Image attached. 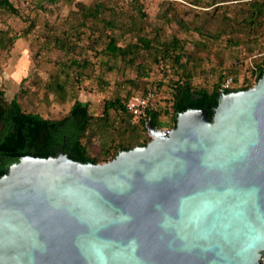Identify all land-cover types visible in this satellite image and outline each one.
<instances>
[{
    "label": "water",
    "instance_id": "water-1",
    "mask_svg": "<svg viewBox=\"0 0 264 264\" xmlns=\"http://www.w3.org/2000/svg\"><path fill=\"white\" fill-rule=\"evenodd\" d=\"M149 130L104 162L13 163L0 177V264H263L264 72L225 92L212 119L190 108Z\"/></svg>",
    "mask_w": 264,
    "mask_h": 264
},
{
    "label": "trees",
    "instance_id": "trees-1",
    "mask_svg": "<svg viewBox=\"0 0 264 264\" xmlns=\"http://www.w3.org/2000/svg\"><path fill=\"white\" fill-rule=\"evenodd\" d=\"M61 1L32 0V3L37 9L53 12ZM67 2L75 7L70 12L71 18L66 19L61 29L52 27L43 41L46 50L57 49L64 56L56 62L57 70L42 84L47 100L53 94L55 101L72 102V105L58 117H45L40 112L25 110L19 93L8 99L5 89L1 88L0 121L4 126L0 135V177L26 155L50 157L69 153L75 160L97 163L114 158L121 150L146 145L151 137L144 119L135 117L126 108V102L133 95L143 96L153 91L155 97L148 109L150 123L161 128H173L178 114L190 108L206 109L212 119L225 92L250 88L264 72V51H259L255 66L238 87L221 90V83L228 75L235 77L233 70L222 71L211 88L195 85L194 77L203 58L194 50H188L191 41L196 49H208L209 42L226 36L225 47L237 49L243 45L253 53L260 48V38L264 36V0H193L194 5L211 11L208 18L193 26L176 12L162 13L164 20L176 21L183 31L199 33V40H188L178 35L162 39L158 28L150 34L146 23L148 13L141 0H128L129 14L111 0ZM233 3H240V6L231 9ZM0 9L29 22V26L20 33L11 34L10 30L0 29V48L9 50L19 37L29 34L35 20L26 17L12 0H0ZM143 53H147L152 63L164 68V77L168 79L172 92L171 110L158 107L155 88L144 87L140 93L127 89L125 81L131 82L135 90H140L137 78L117 80V92L104 100L100 113L93 110L91 102L79 98L85 79L93 78L96 65L100 66L102 74L95 75V79L103 87L110 85L103 76L116 68L121 69V75L134 69L137 77H147L151 66L140 61ZM164 115H170V119L163 120ZM96 136L98 148L92 143Z\"/></svg>",
    "mask_w": 264,
    "mask_h": 264
},
{
    "label": "rangeland",
    "instance_id": "rangeland-1",
    "mask_svg": "<svg viewBox=\"0 0 264 264\" xmlns=\"http://www.w3.org/2000/svg\"><path fill=\"white\" fill-rule=\"evenodd\" d=\"M26 17L35 20L34 27L26 36L19 37L14 46L9 50L0 48V89H5L8 99L13 98L17 93L20 94V102L27 111L42 113L45 117H58L66 113L72 102L55 101L53 94L46 99L45 89L42 82L48 80L51 73L57 70V61L63 58L64 53L57 50H46L43 44L45 36L49 35L52 27L61 29L66 19L71 18L72 6L67 0H62L58 7H54L53 12H46L37 9L32 0H12ZM86 3H92L94 0H82ZM109 1V0H108ZM119 8L131 12L127 2L128 0H111ZM144 3L148 17L146 19L147 29L150 34L155 29H159L162 39L171 38L178 35L188 40H199L201 36L194 30L183 31L176 21H166L161 16L163 12H176L179 17L187 20L191 26L203 22L208 18L210 10L193 4V0H141ZM240 3L231 4V9H236ZM200 14V17H195ZM232 14V12L230 13ZM196 18V21H194ZM195 22V23H194ZM212 24V23H211ZM29 26L22 17L16 16L0 9V29L10 30L11 34L20 33L24 28ZM225 37L215 42H209L208 49H196L195 44L191 41L188 44V50L201 56L203 61L201 67L194 77L195 85H203L211 88L219 79L224 70H233L236 80L235 86L238 87L242 80L250 74L251 69L255 66L256 55L259 51H264V36L260 38V48L253 53H249L246 46L241 45L237 49L225 47ZM144 61L151 66L147 77H137L134 69L128 70L126 75H121V69H115L103 77L110 81L109 86H101L95 79V75L102 74L99 65L93 70V78H86L84 89L80 91L79 98L82 101L92 103V108L97 113L103 110L104 100L115 95L118 88L116 81L119 79L137 78L140 90H135L131 82L123 81L127 84V89L133 93H140L144 87L155 88L158 92V107L168 108L171 110L172 92L168 85V79L164 77V68L152 63L147 53H143ZM94 60V58H93ZM234 76V75H233ZM163 81L161 85L158 83ZM126 90V89H125ZM124 93V92H122ZM170 115H164L163 120L168 121ZM165 128V127H162ZM93 145L98 148L99 139L94 137ZM264 255V254H263Z\"/></svg>",
    "mask_w": 264,
    "mask_h": 264
},
{
    "label": "built area",
    "instance_id": "built-area-1",
    "mask_svg": "<svg viewBox=\"0 0 264 264\" xmlns=\"http://www.w3.org/2000/svg\"><path fill=\"white\" fill-rule=\"evenodd\" d=\"M235 83H236L235 77L233 75H228L221 83V90L225 91L228 89H233L236 87ZM154 97H155V93L153 91H149L146 95H143V96L133 95L126 102V108L132 115H134L135 117L144 119L145 127L150 137H152V134L149 130L150 116L148 113V109ZM158 128H161V127H158ZM162 129L169 130L170 128H162ZM261 261L264 264V255L261 257Z\"/></svg>",
    "mask_w": 264,
    "mask_h": 264
},
{
    "label": "flooded vegetation",
    "instance_id": "flooded-vegetation-1",
    "mask_svg": "<svg viewBox=\"0 0 264 264\" xmlns=\"http://www.w3.org/2000/svg\"><path fill=\"white\" fill-rule=\"evenodd\" d=\"M3 126H4V125H2V121H0V135H1V132H2V130H3ZM0 163H1V160H0Z\"/></svg>",
    "mask_w": 264,
    "mask_h": 264
}]
</instances>
